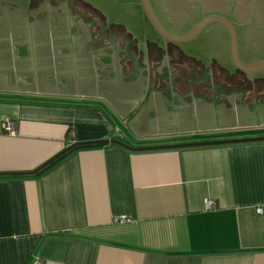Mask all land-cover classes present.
I'll return each mask as SVG.
<instances>
[{
	"label": "crops",
	"instance_id": "1",
	"mask_svg": "<svg viewBox=\"0 0 264 264\" xmlns=\"http://www.w3.org/2000/svg\"><path fill=\"white\" fill-rule=\"evenodd\" d=\"M70 6L0 0V173L34 171L76 142L264 136L262 95L205 81L207 66L176 49L168 67L151 40L147 95L126 122L146 86L143 48ZM35 260L264 264V141L84 145L35 174L0 175V264Z\"/></svg>",
	"mask_w": 264,
	"mask_h": 264
},
{
	"label": "water",
	"instance_id": "2",
	"mask_svg": "<svg viewBox=\"0 0 264 264\" xmlns=\"http://www.w3.org/2000/svg\"><path fill=\"white\" fill-rule=\"evenodd\" d=\"M28 12L31 0H7ZM105 14L107 26L116 23L133 33L144 51L146 86L135 110L139 109L149 86L147 40L157 47L172 43L184 53L211 65L243 72L251 80L264 78V0H85ZM168 59V56H167ZM169 67V64H168ZM170 72V70H169ZM171 78V77H170ZM264 141V136L219 139L166 145L133 147L118 139L76 142L41 167L29 172L0 175H32L70 150L84 145L114 143L133 151L174 149L218 144Z\"/></svg>",
	"mask_w": 264,
	"mask_h": 264
},
{
	"label": "rangeland",
	"instance_id": "3",
	"mask_svg": "<svg viewBox=\"0 0 264 264\" xmlns=\"http://www.w3.org/2000/svg\"><path fill=\"white\" fill-rule=\"evenodd\" d=\"M45 1H50L51 3H59V2L64 1V0H42V2H41V0H34L33 1V5H35V3H44ZM73 3H76V2H73ZM71 7H72V5L70 6V9H72ZM79 8H81V7H77V10H79ZM91 13L94 14L92 11H91ZM98 19H96V21L98 23H100L101 26L103 24H105V23L107 24L104 16L98 17ZM115 26H116L115 23H110L109 26H107V27H109V29H107V30L109 32H110V30L111 31L116 30ZM120 27H121V30L125 32L126 28H124L122 26H120ZM170 56L171 55H169V57ZM168 64H169V67H171V65H173L172 62L170 63V60H169ZM206 68L208 69V67H206ZM203 74L205 75V78H204L205 81H209V82L217 81L221 88H222V83H224V84L227 83V84H229V86H231V85L234 86L235 87V91L244 88V90L246 91V93L248 95H251V96H253V95H259V96L262 95V98H264V81L263 82L257 81L254 84L249 83V85H244V83H247L246 82L247 77L245 75H242L238 71L230 73L229 71H225V70L220 69L218 67H213L210 70H205L204 69ZM208 84H210V83H206L205 85L207 86Z\"/></svg>",
	"mask_w": 264,
	"mask_h": 264
},
{
	"label": "flooded vegetation",
	"instance_id": "4",
	"mask_svg": "<svg viewBox=\"0 0 264 264\" xmlns=\"http://www.w3.org/2000/svg\"><path fill=\"white\" fill-rule=\"evenodd\" d=\"M33 1H34V0H33ZM33 1L31 0V3H33ZM41 2H42V0H41ZM73 2H76V3H73ZM59 3H68L69 5H72V3H73V5L76 6V7H77V4H78L79 7H81V9H80V11H79V14L84 13V14H86V15H84V17H88L89 19H93V18H94V17H93L94 15L97 16V17H102V16L106 17L105 14H104L101 10H99L98 8H96V7L93 6L91 3H89V2H87V1H85V0H64V1H61V2H59ZM85 3H87V4H88V3L91 4L95 9H98L100 12H98L97 10L91 8L90 6H86ZM91 11H92L94 14H92ZM90 17H91V18H90ZM171 44H172V43L168 44V48H166V49H165L164 47H161V46H160L161 49L163 48V51H162V52H166V53L168 54V59L170 60V63L172 62V57H171V56L169 57V55H171V53H174L173 51H174L175 49H176L177 51H179V53H181V54L184 53V51H183L179 46L173 44L174 46L172 47ZM170 46H171L172 48H171ZM170 48H171V49H170ZM148 49H149V50H153V47H152L151 42L148 43ZM184 54H186V53H184ZM195 59H196V58H195ZM196 60H198V59H196ZM198 61L202 62L203 65L207 66L209 70L212 69V68L214 67L215 64H217L218 66H215V67H222V68L226 69L227 71H230V70H228L227 68H225V67H223L222 65H220L216 60H214V61L212 62V64L209 65V66L206 65V64H205L203 61H201V60H198ZM237 71H239V70H237ZM230 72H231V71H230ZM235 72H236V71H235ZM240 72H241V71H240ZM241 74H242V75H245V76L247 77V75L244 74L243 72H242ZM257 81L263 82V81H264V78H256V79H254V80H251V79H249V78L247 77V80H246L247 83H252V84L256 83Z\"/></svg>",
	"mask_w": 264,
	"mask_h": 264
},
{
	"label": "built area",
	"instance_id": "5",
	"mask_svg": "<svg viewBox=\"0 0 264 264\" xmlns=\"http://www.w3.org/2000/svg\"><path fill=\"white\" fill-rule=\"evenodd\" d=\"M3 125H4V128L8 132H13L14 124L12 121L7 120V121H5V123ZM214 208H216V202L214 200L208 198L205 202V209L209 210V209H214ZM259 210H261V209H259ZM122 218L124 219V217H122ZM34 264H42V263L38 260H35Z\"/></svg>",
	"mask_w": 264,
	"mask_h": 264
},
{
	"label": "trees",
	"instance_id": "6",
	"mask_svg": "<svg viewBox=\"0 0 264 264\" xmlns=\"http://www.w3.org/2000/svg\"><path fill=\"white\" fill-rule=\"evenodd\" d=\"M32 1H33V0H32ZM85 4H86V6H90L91 8L95 9V8H94V7H93L91 4H89V3H88V4H87V3H85ZM95 10H97L98 12H100L98 9H95ZM120 26H122V27H124V28H125V26H123V25H120ZM171 46L173 47L174 45H173V44H171ZM171 46H170V47H171ZM152 47H153V48H154V47H157V45H156V44H154V43H152ZM172 47H171V48H172ZM171 48H170V49H171ZM159 50H160V51H163V49H161L160 47H159ZM215 66H218V65H217V64H215V65H214V67H215ZM218 68H220V69H223V70L227 71L226 69H224V68H222V67H218ZM238 72H239V73H242V72H240V71H238Z\"/></svg>",
	"mask_w": 264,
	"mask_h": 264
}]
</instances>
